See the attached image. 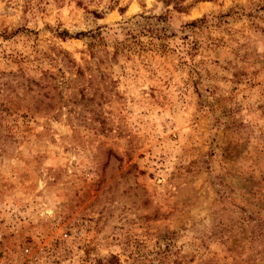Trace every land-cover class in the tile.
<instances>
[{
    "label": "rangeland",
    "instance_id": "obj_1",
    "mask_svg": "<svg viewBox=\"0 0 264 264\" xmlns=\"http://www.w3.org/2000/svg\"><path fill=\"white\" fill-rule=\"evenodd\" d=\"M178 2L0 0V264H264V0Z\"/></svg>",
    "mask_w": 264,
    "mask_h": 264
},
{
    "label": "trees",
    "instance_id": "obj_2",
    "mask_svg": "<svg viewBox=\"0 0 264 264\" xmlns=\"http://www.w3.org/2000/svg\"><path fill=\"white\" fill-rule=\"evenodd\" d=\"M168 1H172L174 3V6L177 10H181L183 9L184 7L182 5H180V3L178 2V0H164V2H168ZM160 18V16L158 17ZM197 20H193V21H190L189 24H194ZM147 31V30H146ZM79 34H82V33H79Z\"/></svg>",
    "mask_w": 264,
    "mask_h": 264
}]
</instances>
